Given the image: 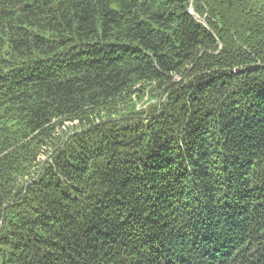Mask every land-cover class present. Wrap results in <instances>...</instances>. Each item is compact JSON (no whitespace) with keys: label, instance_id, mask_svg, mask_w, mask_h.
Wrapping results in <instances>:
<instances>
[{"label":"trees","instance_id":"obj_1","mask_svg":"<svg viewBox=\"0 0 264 264\" xmlns=\"http://www.w3.org/2000/svg\"><path fill=\"white\" fill-rule=\"evenodd\" d=\"M0 264H264V2L0 0Z\"/></svg>","mask_w":264,"mask_h":264},{"label":"rangeland","instance_id":"obj_2","mask_svg":"<svg viewBox=\"0 0 264 264\" xmlns=\"http://www.w3.org/2000/svg\"><path fill=\"white\" fill-rule=\"evenodd\" d=\"M255 2H258V3H262V2H264V0H254ZM136 103H137V109L139 110V111H142V110H147V108L149 107V105H150V99H149V96L148 97H145V98H143V99H141V100H138V99H136ZM72 124H70V123H67V125H66V131H69L70 129H73L72 128V126H71ZM46 160V156H42V160H41V162H44Z\"/></svg>","mask_w":264,"mask_h":264},{"label":"water","instance_id":"obj_3","mask_svg":"<svg viewBox=\"0 0 264 264\" xmlns=\"http://www.w3.org/2000/svg\"><path fill=\"white\" fill-rule=\"evenodd\" d=\"M190 12H191V14H193L192 10H191ZM193 15H194V14H193ZM199 22L205 24V22H204L203 20H200V19H199ZM205 25H206V24H205Z\"/></svg>","mask_w":264,"mask_h":264}]
</instances>
